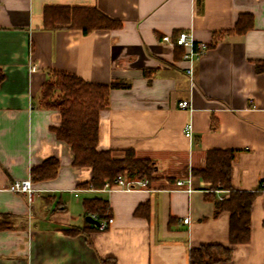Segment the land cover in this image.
<instances>
[{
    "label": "crops",
    "instance_id": "crops-1",
    "mask_svg": "<svg viewBox=\"0 0 264 264\" xmlns=\"http://www.w3.org/2000/svg\"><path fill=\"white\" fill-rule=\"evenodd\" d=\"M47 6L94 7L122 25L46 29ZM246 15L252 28L236 33ZM183 30L208 46L192 64L162 41ZM0 70V214L9 216L0 222L11 226L0 230V264H190L191 250L209 245L232 253L212 250L208 264H264V0H0ZM58 72L110 88L98 150L155 162L148 190L91 189L92 170L75 166L56 136L60 111L42 105ZM186 99L192 111L178 108ZM211 150L232 151L234 187L257 192L247 244L231 246L230 215L216 214L227 191L194 177L190 192L176 185L205 168ZM51 158L58 174L32 181L31 200L8 191ZM93 198L109 203L106 231L87 224L84 201Z\"/></svg>",
    "mask_w": 264,
    "mask_h": 264
},
{
    "label": "trees",
    "instance_id": "trees-1",
    "mask_svg": "<svg viewBox=\"0 0 264 264\" xmlns=\"http://www.w3.org/2000/svg\"><path fill=\"white\" fill-rule=\"evenodd\" d=\"M251 16H241L234 31L244 34L252 28ZM121 22L104 15L96 8L47 6L44 9V27L46 29L70 28L82 30L84 34L95 31L116 30ZM4 74L0 70V84ZM110 88L105 85L92 84L64 72L55 74L48 81L42 94V105L58 109L61 114V125L54 128L59 140L66 142L74 154V165L92 170L89 186L101 190L106 181L111 183L118 175L128 178L155 179L156 163L149 159H138L128 152L125 159H114L109 151H99L100 113L107 108ZM234 155L232 151L211 150L208 152L206 166L192 170L194 178L211 183V190L227 191V199L218 202L217 212H228L229 243L231 246L247 244L251 237V214L257 192L236 189L232 183ZM60 167L57 159L46 160L42 165L31 168V180L34 182L54 179ZM87 216H95L98 222L112 218L109 203L101 198L84 201ZM58 209V207H56ZM9 216L0 214L1 219ZM92 229L98 226L87 223ZM11 228L0 222V230ZM68 235H77L84 231L78 228L65 230ZM212 250L223 251L226 257L231 256V248L220 246H203L190 252V264H208ZM112 264H115L112 262Z\"/></svg>",
    "mask_w": 264,
    "mask_h": 264
},
{
    "label": "built area",
    "instance_id": "built-area-1",
    "mask_svg": "<svg viewBox=\"0 0 264 264\" xmlns=\"http://www.w3.org/2000/svg\"><path fill=\"white\" fill-rule=\"evenodd\" d=\"M162 41L172 44L174 46L182 47L185 49L184 59L187 60L190 64L194 61V59L202 56L208 46L204 42H200L195 40L191 31H180L175 36L172 35H164L162 37ZM35 66L33 70H35ZM187 75L190 81V91L193 92L195 86V77H194V69L192 65L187 68ZM178 108L184 111H192V104L190 99L181 100L178 102ZM193 135V124L188 123L185 126V136L187 138H191ZM193 175L190 172L187 178L183 180L177 181L176 185L178 187L186 186L187 191H192V183H193ZM150 181L148 179H139V178H128L126 175H118L115 180L111 183L110 181H106L104 187L101 189L103 191H125L130 192L134 190H148ZM92 190H97L91 187ZM8 191L13 193H20L29 196L31 200L34 194V188L31 178L23 179V180H15L8 187ZM95 220L97 218L92 216ZM114 222L113 218H110L108 221L99 222L98 230L106 231L108 230ZM185 223L189 222V218L184 219Z\"/></svg>",
    "mask_w": 264,
    "mask_h": 264
},
{
    "label": "water",
    "instance_id": "water-1",
    "mask_svg": "<svg viewBox=\"0 0 264 264\" xmlns=\"http://www.w3.org/2000/svg\"><path fill=\"white\" fill-rule=\"evenodd\" d=\"M86 220L95 226H99V222L95 220L92 216H87Z\"/></svg>",
    "mask_w": 264,
    "mask_h": 264
}]
</instances>
